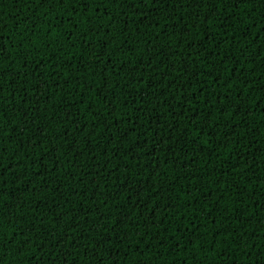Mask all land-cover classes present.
<instances>
[{
  "label": "trees",
  "instance_id": "16d2710c",
  "mask_svg": "<svg viewBox=\"0 0 264 264\" xmlns=\"http://www.w3.org/2000/svg\"><path fill=\"white\" fill-rule=\"evenodd\" d=\"M150 3L0 0V264L264 262V3Z\"/></svg>",
  "mask_w": 264,
  "mask_h": 264
},
{
  "label": "snow or ice",
  "instance_id": "6c2138e0",
  "mask_svg": "<svg viewBox=\"0 0 264 264\" xmlns=\"http://www.w3.org/2000/svg\"><path fill=\"white\" fill-rule=\"evenodd\" d=\"M113 2H118V3H123L124 5H127L128 7L132 8L134 10V12H139V8L141 5H143L145 3V0H113ZM159 2V0H151V3L148 5V7L151 9V8H154V6ZM163 2L165 3V6H174L175 4L179 3V0H163ZM200 2H209V0H184V4L187 6V7H193L195 4H198ZM213 6L212 8L209 10V18L212 16V15H215L216 14V6L215 4L218 2L222 5H226L227 7H225L224 9V12L226 13L228 11L229 8H232V9H239L240 5L241 4H246L248 3V0H239V3H237V0H211ZM261 3H264V0H260ZM37 3H48V4H52V3H56V4H62L64 3V0H37ZM99 8H97L96 10H98ZM224 14V13H222ZM197 15H199L197 13ZM233 15H235V13H233ZM227 18V17H226ZM201 23H205L204 20H201ZM222 27L224 26L223 24L221 25ZM48 31H51L50 29H48ZM110 42V41H109ZM218 47V46H217ZM119 49H117L118 51ZM241 51H243V49H241ZM3 52V48L2 46H0V54H2ZM217 55H219V53H217ZM230 55V54H229ZM99 59V57H97V60ZM219 63H223L224 62V57L221 56L220 60L218 61ZM150 63V62H149ZM213 69H215V65H213ZM208 75H212V72H209ZM229 76H232V72L230 71L229 72ZM219 78L218 76L216 77V79ZM142 79V77H141ZM227 79V78H226ZM217 81H219V79H217ZM245 83L247 84H250L251 81H245ZM41 87H43V85H41ZM82 87V85H81ZM3 85L0 84V93H3ZM9 96H13V93H9ZM4 97L0 96V99H3ZM14 103V102H13ZM25 103H27V100H25ZM231 103H229V107H231ZM225 111L227 109H224ZM194 111V109H193ZM4 113L2 111H0V116H3ZM197 115H199V113H197ZM206 115H211V113H206ZM24 123L27 125V121L25 120ZM44 129L43 128H40L39 129V132L36 133V135H39L41 132H43ZM35 143L32 144V148H35ZM19 147L23 148V143H20ZM0 150L2 151H7V149H5L3 147L2 144H0ZM31 152V149L29 150ZM23 175H27V171L25 170L23 173ZM35 175V174H34ZM20 180V176H14L13 177V183H16V181H19ZM28 183L30 184L31 181L29 180ZM46 183V182H45ZM8 184V181L6 179H3V178H0V185H2L3 187H0V192H3V191H6L7 186ZM223 198V197H221ZM8 207H11V204L8 205ZM149 211H152L151 209H149ZM30 231V229H29ZM217 235H219V233H217ZM244 239V236L241 235L240 236V240H243ZM27 241L25 240L23 243H26ZM58 242V241H57ZM188 243H191V241L189 240ZM211 243V242H210ZM236 243H239V241H237ZM176 247H179V245H176ZM64 264H68V261L64 260ZM261 264H264V262H261Z\"/></svg>",
  "mask_w": 264,
  "mask_h": 264
}]
</instances>
